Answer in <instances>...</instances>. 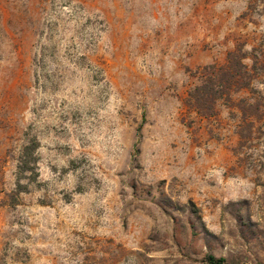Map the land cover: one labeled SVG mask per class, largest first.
Listing matches in <instances>:
<instances>
[{"label": "rangeland", "instance_id": "374dc122", "mask_svg": "<svg viewBox=\"0 0 264 264\" xmlns=\"http://www.w3.org/2000/svg\"><path fill=\"white\" fill-rule=\"evenodd\" d=\"M231 52L251 87L204 117ZM208 255L264 264V0H0V264Z\"/></svg>", "mask_w": 264, "mask_h": 264}, {"label": "trees", "instance_id": "16d2710c", "mask_svg": "<svg viewBox=\"0 0 264 264\" xmlns=\"http://www.w3.org/2000/svg\"><path fill=\"white\" fill-rule=\"evenodd\" d=\"M199 80L200 84L190 92L188 102L204 117H210L215 113V106L220 100L231 102L234 93L248 90L251 87V75L247 66L237 60L236 52L229 54L227 65L223 67L209 66L201 69ZM38 149L37 139L30 140L29 144L24 147L18 165L19 180L29 176L31 182L34 181L37 174ZM26 190L27 187L20 181L19 193H25ZM206 261L208 264H229L225 259L214 255H208Z\"/></svg>", "mask_w": 264, "mask_h": 264}]
</instances>
